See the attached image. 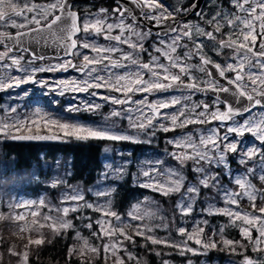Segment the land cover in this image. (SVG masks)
<instances>
[{
	"label": "snow or ice",
	"instance_id": "obj_1",
	"mask_svg": "<svg viewBox=\"0 0 264 264\" xmlns=\"http://www.w3.org/2000/svg\"><path fill=\"white\" fill-rule=\"evenodd\" d=\"M137 2V0H133ZM232 5L236 9L235 13H222L216 12L211 19H207L206 23L211 26L212 30H206L199 25H190L187 22H180L177 25L176 14L186 11L183 8H178L175 11H169L166 6L158 2V0H144L143 7L149 9V11L143 12V18L154 21V26L159 28H165V34L170 35V42L160 39L158 43L163 47H157L156 52L168 61L167 64L159 63V57H152V63H140L137 59L133 58L131 53H121L122 60L130 61L131 65L137 67L135 72H126L123 75L112 73L113 68H126L127 64L121 63L120 60H112L110 56L103 55V53H116L119 51L115 46L101 47L95 43L94 40H80L78 36L81 32L88 35H103L104 39L108 41H116L118 44H129L133 49H139L144 51L143 44L132 43L130 39L125 38V33L128 32L131 35H135L140 40L145 39L151 35L152 29L149 28L148 32H137L133 28V25L125 23V17L129 15V9L120 3H117L115 7L111 9L112 16L115 18V22L109 23V9L100 8L98 13L90 15L83 24L79 22V15L76 11H73L68 0H53V2L47 4L44 7H40L35 3L29 5L25 4L23 8H20L14 0H0V25L8 24L11 22V27L25 28L28 24H35L37 27L28 28L26 32L18 31L15 36L8 34L7 32L0 31V44L5 45V51L0 52V62L10 60V64L0 63V67L17 66L19 70L27 72V69L21 65L22 56H10L16 46L22 47L24 52H30L33 60L44 59L43 56H38L35 51L30 48L23 47L25 37L35 40L37 44L43 42L45 45L55 43L63 50L64 57H73L83 55V61L81 65H72L70 60L65 61L64 64L58 65V67L72 66L78 68L81 72H86L87 79L77 84L76 82L62 81L65 90H72L77 92H87L89 88H101V87H113L117 91L126 90L127 92L134 91H159L168 90L171 88H185L190 93L195 92H216L217 96L213 102L215 105H224L225 110L221 111L219 107L214 111H210L208 104H196L191 108L184 104L180 107L178 112L172 114H161L158 111L162 108H168L181 104V99L187 100L189 97L173 98L171 101H161L157 105H150L151 114L144 115L140 112V119L138 122L133 121L130 123V127L136 130V135H131L126 132L117 131V126L108 124L107 121L110 117H105V123L102 125H87L73 122H61L50 116L46 117V123L55 125L62 136L56 135H34V136H12L13 139H34V140H57V139H75L80 142L87 141H111V142H125L131 141L133 143H140L139 135H155L156 124L154 120L163 115V118L170 120L171 127L160 125V130L163 132L173 131L177 127L184 128L189 124L200 123L206 124L211 121H218L222 126H226V132L221 135L219 128H211L207 134L200 133L199 140H195L192 134H186L183 137L174 138L168 140L170 145H173L177 149L183 151L173 152L171 156L178 161L181 168L187 166L188 162L192 163L191 171L197 176V183L189 184L186 190L183 191L181 200L177 203V208L181 215H189L193 211L192 202L200 195L201 188H217L218 194L221 195V199L227 205L232 207L224 209H209L208 214H220L229 218V224L219 229L222 243L230 251H236V245L244 247L240 241H233L224 238L223 234L227 227H239V231L244 239H246L249 245L252 246L253 251H262L261 245L264 244V207L256 208V201L258 199H264V190H258L255 185L252 184L249 179L250 176H255L256 171L254 168H247L246 174L237 175L233 183L237 186L239 191L226 189L220 184L219 169L221 167L229 168V154H239V163L247 164L249 160H252L257 155L261 161L264 162V152L255 148H249L247 151L240 152L239 144L240 140L230 138V134H235L237 137H243L246 133L251 134L256 140L264 144V113L260 116L252 117L251 113L256 107H264V0H231ZM137 6H141L137 4ZM163 8V11L157 12V9ZM10 9V10H6ZM196 5L192 6V10L195 11ZM26 13H33L28 16ZM198 16H203V13L197 12ZM25 19L24 24H17L13 17H21ZM51 17V18H50ZM171 19V23L165 24L164 21ZM134 23L136 22L133 17ZM227 27L229 32L224 33L222 30ZM115 29L120 30V34L112 35ZM160 35V33H157ZM242 37V39H241ZM187 39L193 45L192 48H188L187 44L182 43ZM205 41L210 42L212 51L217 56L224 54V50L231 49L233 55L229 58L231 62L221 64L211 59L204 51L208 45ZM80 48L89 49L96 56L90 57L87 54H83L79 51ZM188 48L183 56L178 54V49ZM59 55V53H58ZM198 57L200 60L199 65H193L187 63ZM108 60L110 63L105 64L104 61ZM91 65H101L102 67H90ZM211 65L216 69L219 77L226 81V84L220 83L217 80L208 66ZM147 70L150 73L148 80L143 79V73L141 71ZM172 69H178V72H173ZM48 69H32V72L45 71ZM199 71L200 73H206L207 79L201 81L198 77L193 75V71ZM255 70V71H253ZM100 71H108L110 74L107 78L99 75ZM235 73L234 77L229 78L227 73ZM96 74V75H93ZM245 75L249 78L245 81ZM183 77H188L189 83H185ZM113 78L115 83H113ZM11 83L0 82V89L16 86L21 83H27L33 78L28 76L27 79L21 78H9ZM94 81V83H90ZM163 81H168L164 83ZM41 84L42 87H48L43 81H35ZM121 82H125L121 84ZM135 84V88L131 87ZM203 85V86H201ZM251 87V92L248 88ZM220 93H230L234 98L236 104H240V107H235L229 100H221ZM63 95V92L60 93ZM96 96V92L91 93ZM104 99L111 100L113 104L127 103L129 97H125L121 100L116 97H104ZM247 100V104H243V100ZM133 103H139L143 105L145 101H133ZM101 107L99 104H86L85 110L94 112ZM203 107V111H197V109ZM81 109L76 105H69L67 111L79 112ZM15 112L16 109H11ZM251 118H245L243 122H235L228 124L229 121H234L236 116L246 115ZM36 116H40L38 111ZM46 115V114H45ZM121 113L113 111L111 117L120 116ZM25 123H35V121L16 120L13 123L4 122L0 124V133L9 135L13 129L19 130ZM150 143V141H149ZM110 149L105 148L104 151L108 152ZM160 162L158 161L157 164ZM113 175L123 177L125 175L124 167L112 168ZM212 168L217 169L214 173ZM145 180L139 184L143 188H151L154 192H160L163 195H169L172 193H181V190L185 187V176L183 173L175 168H169L161 170L157 167H150L146 170H142L141 173ZM228 175H231L229 172ZM105 178L108 176V172L104 173ZM259 179L264 181V170L259 175ZM55 186V183L53 184ZM97 196H106V192H97ZM248 199L251 201L253 209L252 213L239 211L240 202L242 199ZM71 201L72 206L64 207L63 209L56 208L57 213H63L62 216L53 217L51 215H44L38 210H32L31 216L38 217L42 215L43 221H53L54 224L49 225L59 228L69 229L73 228L72 221L64 219L71 212H78L81 208H87L92 210H99L102 213V219L97 220L96 224L100 225V232H93L94 237H100L101 234L108 236L109 238H115L111 244H104L103 250L105 254L111 253L115 257L113 264H125L123 258L118 255L121 251L125 252L129 259H135L130 252L123 247L120 237L124 240H128L135 243V236H142L144 239L150 241L153 245L164 244L165 246L174 247L179 250L180 255H185L186 252H192L196 254L198 249L189 247L188 241L194 240L195 244L199 245L202 249L216 248L217 243L215 240L205 241L202 239L204 236V228L197 226L194 229V234H190L184 227H178L177 233L186 239H182L180 242L162 240L158 237L148 235L153 231V228L148 225H136L133 226L130 223L124 224V227H132L134 229L133 235H128L120 223H112L108 220V217H112L115 221L123 223L121 216L108 208L106 211L103 208H97V205L85 201V197L78 191H74L71 195H65L62 202ZM84 201L83 204L79 203ZM24 206V205H19ZM28 207L36 209L37 204L35 201L30 202ZM38 207H46L45 201L40 200ZM140 204L133 206V210L128 213L130 220L143 219L144 216H151L153 213L145 212L140 214ZM259 215H255L257 212ZM24 216L20 213L4 215L0 213V221H20ZM237 221H243L247 227L240 226ZM33 224H38L37 220L32 221ZM207 224V221L203 222ZM105 224L108 225L107 229ZM44 224H39L36 231L39 228L44 227ZM86 227L91 229L93 224L89 222ZM166 227V225H165ZM255 228L259 233L258 236L253 238L252 229ZM24 229L21 228V231ZM59 234V233H57ZM213 235H216L214 232ZM77 237L83 239L85 247L69 249V256L78 255L81 258V264H91L89 253L98 254L99 249L92 246L88 239L80 236L77 232ZM45 241L42 238L30 239L29 245H41ZM28 245H25L27 248ZM12 255L20 257L19 264H29L28 252L23 253L15 252L14 248L9 249ZM160 255V253H157ZM167 264V261L164 262ZM243 264H255V262L245 256Z\"/></svg>",
	"mask_w": 264,
	"mask_h": 264
},
{
	"label": "rangeland",
	"instance_id": "obj_2",
	"mask_svg": "<svg viewBox=\"0 0 264 264\" xmlns=\"http://www.w3.org/2000/svg\"><path fill=\"white\" fill-rule=\"evenodd\" d=\"M16 3V0H14ZM18 5V3H16ZM20 5V4H19ZM25 21H21L19 24H24ZM9 30L4 24L0 25V31L6 32ZM13 56V55H10ZM21 56V55H18ZM23 57V56H22ZM6 64H10V60L4 61ZM24 57L21 60V65L24 63ZM2 63V62H0ZM27 69V72L19 70L17 66L0 67V82L5 84L11 83V78H25L33 75L32 69H39L38 67H29L22 65ZM247 75H245V81H248ZM251 92V87L248 88ZM57 93H42L34 91L32 88H17L12 87L0 89V124L4 122L13 123L16 120L35 121V123H25L19 130L13 129L9 135L0 133V141L9 139L11 136L19 134H52L62 136L60 130L52 124L46 123V117L50 116L61 122H73L87 125H102L105 123V117H110L107 121L108 124H115L117 131L126 132L131 135H136V130L130 127L128 123H122L121 118L111 117V114L99 115L100 119H88L86 121H76L70 114L60 113L54 109H45L43 107V101L51 105L55 104L58 99ZM99 94L96 95V97ZM189 97V99H181V104L159 109L161 114H172L178 112L180 107L187 104L190 108L196 104H208L210 111L216 110L220 106L215 105L212 100H203L195 98L192 93H172L157 98L156 102L171 101L173 98ZM97 104V103H94ZM86 104L82 103L81 106ZM100 105V104H99ZM68 106H62L60 109L63 112H67ZM80 108V107H79ZM11 109H16L12 112ZM81 109V108H80ZM40 112V116H36L35 113ZM118 112V110H115ZM197 111H203V107L197 109ZM71 112V111H69ZM261 113H264V108L256 107L251 113L252 117H259ZM46 114V115H45ZM98 114V113H97ZM245 118H251L249 116H237L234 121H229L228 124L235 122H243ZM156 124L155 135H139L140 143H133L131 141L125 142H111L104 141L101 153H100V170L97 174L96 181L87 187H83L79 184H70L66 178L69 175L68 159L63 156H59L53 162H43L39 168L32 167L28 170H14L10 161H4L0 158V213L4 215H10L20 213L24 216L20 221H0V264H19L20 257L12 255L9 251L10 248H14L15 252L23 253L29 252L31 248L39 245H29L30 239L34 240L42 238L44 241L48 237L57 236L67 230H74V239L72 247L81 248L85 247L83 239L77 237V232L80 236L88 239L92 246L99 249L98 254L89 253L91 264L100 258L101 264H113L115 257L111 253L105 254L103 250L104 244H111L115 238H109L106 235L101 234L100 237H94L93 232H100V225L96 224L97 220L102 219V213L99 210H92L87 208H81L78 212H69L64 219L72 221L74 227L69 229L59 228L58 225L50 227L54 224L53 221H43L42 215L38 217H32L31 211L38 210L44 215H51L53 217L62 216L63 213H57L56 208L63 209L73 205V202H62L65 195H71L74 191H78L84 195L85 201L97 205V208H103L105 211L111 208L121 216L123 223L115 221L112 217H108L112 223H120L123 230L128 235H133L134 229L132 227H124V224L130 223L133 226L136 225H148L153 228L152 235L162 240H170L180 242L182 239H186V236L182 237L177 233L178 227H184L188 233L194 234V229L197 226L204 228V236L202 239L205 241L215 240L217 243L216 248L202 249L199 245L195 244L194 240L188 241L189 247L198 249L196 254L192 252H186L185 255H180L178 249L164 244L153 245L150 241L144 239L142 236H135V243L128 240H124L120 237V241L123 247L130 252L135 259H129L127 254L123 251L118 253L125 262V264H148L145 258V253L153 254V264H243L244 257L251 258L255 264H264V250L253 251L248 241L244 239L239 231V227H227L223 236L226 239L233 241H240L244 247L236 245V251L232 252L222 243L219 229L229 224V218L225 215L213 214L209 215V209H224L232 207L227 205L221 199V195L218 194L217 188H201L200 195L192 202L193 211L189 215H181L177 206V203L181 200L183 191L189 184L197 183V176L191 171L192 163L189 161L187 166L181 168L178 161L173 159L171 153L183 151L177 149L173 145L168 143V140L183 137L186 134H192L195 140H199L200 133L207 134L211 128H219L220 134L223 135L226 132V126H222L217 121H211L210 123L200 124L193 123L187 125V127H177L173 131L163 132L160 130V125L171 127L170 120L163 118V115L154 120ZM230 138L240 140L239 151L244 152L249 148L258 149L264 152V144L256 140L251 134H245L243 137H237L235 134H230ZM67 139V138H66ZM69 140V139H68ZM76 141L75 139H71ZM150 141V143H149ZM139 145L143 148L133 150L132 147ZM109 148L108 152L104 149ZM239 154H229V168L221 167L218 171L220 174V184L226 189H232L239 191L237 186L233 183L234 178L237 175L246 174L247 168H254L256 171L255 176H250L252 184L258 190H264V181L259 179V175L264 170V162L261 161L257 155L252 160H249L247 164L239 163ZM160 162L157 164V162ZM112 168L124 167L125 175L121 178L112 174ZM150 167H157L161 170L175 168L183 173L185 176V187L181 190V193H172L169 195H163L160 192H154L151 188L140 187L139 184L145 180L141 173L142 170H146ZM212 172H216L217 169L212 168ZM108 172L107 178L104 173ZM231 175H228V173ZM128 181V187L133 188L134 191L129 195L128 202L123 206L121 211H116L113 204V194L120 183ZM55 183V186L53 184ZM97 192H106V196H97ZM44 200L46 207H38L39 201ZM35 201L37 208L33 209L27 205L30 202ZM79 203L83 204L84 201ZM140 204V214L145 212L153 213L151 216H144V218L137 220H130L128 213L133 210V206ZM24 205V206H19ZM264 207V199H258L256 201V208ZM239 211L252 213L253 209L251 201L244 198L240 202ZM259 215L258 211L254 213ZM37 220L38 224H33V220ZM207 221V224L203 222ZM91 222L93 227L89 229L86 225ZM39 224L45 226L39 228V231L35 229L39 227ZM240 226L247 227L243 221H237ZM166 225V227H165ZM108 225L105 224L107 229ZM21 228L24 230L21 231ZM78 228V229H77ZM80 230H83L80 232ZM216 235H213V233ZM59 233V234H57ZM258 232L255 228L252 229V236L255 238L258 236ZM25 245H28L25 248ZM261 249H264L262 244ZM160 253V255H157ZM77 258L76 261L81 262V258L74 254L72 258ZM75 260V259H74Z\"/></svg>",
	"mask_w": 264,
	"mask_h": 264
},
{
	"label": "flooded vegetation",
	"instance_id": "obj_3",
	"mask_svg": "<svg viewBox=\"0 0 264 264\" xmlns=\"http://www.w3.org/2000/svg\"><path fill=\"white\" fill-rule=\"evenodd\" d=\"M53 2V0H16V3H18V6L20 8H23L25 4H33L40 7H44L47 4ZM69 4L71 5V8L73 11H76L79 15V22L81 25L83 22L88 19L90 15H95L98 13L100 8H107L109 9V23L115 22V18L112 16L111 9L116 6L117 3L122 4L123 6H126L129 9V15L125 17V23L133 25V28L137 32H148L149 28L152 29L151 35L146 37L143 40H140L135 35H131L130 33H125V38L130 39L132 43L137 44H143L144 51H140L139 49H133L129 44H118L116 41H108L104 39L103 35H88L85 36L83 32H81L78 36V39L80 40H94L95 43L101 47H108V46H115L119 49L116 53H103V55L110 56L112 60H120L121 63H125L128 65L126 68H113L111 69L112 73L123 75L126 72H135L137 71V67L134 65H131L130 61L122 60L121 53H131L133 58L137 59L141 64L142 63H152V57H159V63L167 64L168 61L161 55V53H158L155 51L157 47H163L158 43L160 39H164L168 42H170V35L171 34H165L166 29L165 28H159L154 26V21H151L149 19L143 18V12L149 11V9L143 7L144 0H137V2H133V0H68ZM159 3L166 6L169 11H175L178 8H183L186 11L179 12L176 14V22L177 25H179L180 22H187L190 25H199L202 28H205L206 30L211 31L212 28L209 26L206 21L207 19H211L213 15L216 14V12L220 11L222 13H235L236 9L231 3V0H158ZM20 4V5H19ZM137 4L141 6H137ZM196 5L195 11L192 10V6ZM10 10V9H6ZM157 12L163 11V8L157 9ZM200 12L203 13V16H198L196 13ZM26 15L31 16L33 13H26ZM133 17H135L136 22L134 23ZM51 18V17H50ZM14 20H16L17 24H19L21 21H25L24 17H13ZM165 24L171 23V19L168 21H164ZM9 30L6 32L8 34H12L18 31H24L28 30V28H35L37 27L35 24H28L25 28H14L11 27V22L8 24H4ZM230 29L225 27L222 32L227 33ZM157 33H160V35H157ZM120 34L119 29H115L112 32V35H118ZM242 39V37H241ZM182 43L187 44L188 48H192L193 45L190 41L187 39L183 40ZM205 44L208 45L204 49L205 53L213 59L217 63L226 64L230 61V57L233 55V51L231 49L224 50V54L221 56H217L214 51H212L210 42L205 41ZM57 46V55L55 56H47L44 57V59H37L33 60L26 52L21 51L19 53H10V55L18 56L21 55L24 57L25 64L31 68L38 67L39 69L45 68L48 70L45 71H38L31 75L33 78L31 81H29L25 86H21L24 83H21L18 87L13 86L12 88H32L34 91H39L42 93H57L58 99L55 104L51 105L49 103H46L43 101V107L45 109H54L55 112L59 111L60 113L64 114H70L71 117L78 121H86L88 119H100L99 115H104L106 113L111 114L113 111L118 110V112L121 113L119 116L121 118L122 123H128L130 124L133 121L138 122L140 117V112L137 111L140 109L144 115H150L151 109L150 105H157L158 102H156L157 98L160 96H165L172 93H183L189 91H171V92H143V91H134V92H127L126 90H120L117 91L113 87H101V88H89L87 92H77L72 90H65L64 85L61 83L62 81L68 82L69 84L71 82H76L79 84L80 82L87 79L86 72H81L78 68L67 66V67H58V65H62L65 63V61L70 60L72 65H81L84 63L83 61V55L80 56H73V57H64L62 52L63 50ZM188 48H180L178 49V54L183 56V54L188 51ZM5 51V49L0 48V52ZM79 51L83 54H87L90 57L96 56V53H93L89 49H83L80 48ZM59 53V55H58ZM5 63V62H2ZM105 64L110 63V61L105 60ZM189 64L193 65H199L200 60L198 57H193L192 60L187 61ZM90 67H102L101 65H91ZM143 73V79L148 80L150 78V73L147 72V70L141 69ZM173 72H178V69H172ZM255 71V70H253ZM101 76H104L107 78L109 76L108 71H100L98 73ZM196 77H198L201 81L204 79H207L206 73H200L199 71H193L192 73ZM96 75V74H93ZM235 73L229 72L227 73V76L229 78L234 77ZM183 80L185 83H189L191 81L188 80V77H183ZM220 83L223 84V81L221 78L219 79ZM35 81H43L45 82L48 87H42L41 84L36 83ZM164 83H168V81H163ZM226 82V81H225ZM90 83H94V81H90ZM113 83H115V80L113 78ZM125 82H121L123 84ZM135 84H132L131 87L135 88ZM203 86V85H201ZM63 92V95L60 93ZM96 92L99 94V96H93L91 93ZM195 98H200L203 100H212L213 97L210 96H201L198 93H192ZM129 97V100L127 103L124 104H113L111 100L104 99V97H116L121 100H124L125 97ZM215 100V99H214ZM133 101L139 102V101H145L143 105L139 103H133ZM100 104L101 107L94 111L89 112L85 110V106H81V104ZM69 106V105H76L81 108L79 112H63L60 108L62 106ZM222 108V104L219 105ZM158 111L160 112L159 108ZM98 113V114H97ZM158 118V117H157ZM156 118V119H157ZM58 136V135H56ZM61 141H66L68 139H57Z\"/></svg>",
	"mask_w": 264,
	"mask_h": 264
},
{
	"label": "trees",
	"instance_id": "obj_4",
	"mask_svg": "<svg viewBox=\"0 0 264 264\" xmlns=\"http://www.w3.org/2000/svg\"><path fill=\"white\" fill-rule=\"evenodd\" d=\"M106 144L104 141H29L17 140L12 136L0 141V158L10 161L14 170H28L39 168L43 162H53L57 157L68 159L69 175L66 180L70 184H79L84 188L92 185L100 170V153ZM143 148L139 145L133 150ZM113 194V206L121 211L128 202L129 195L134 191L128 187V181L120 183ZM78 229V228H77ZM83 230H80L82 232ZM74 230H67L57 236L48 237L39 246L30 249L29 264H81L74 255L69 256V249L73 244ZM148 264L153 260V254L145 253ZM75 259V260H74ZM97 258L92 264H101Z\"/></svg>",
	"mask_w": 264,
	"mask_h": 264
},
{
	"label": "water",
	"instance_id": "obj_5",
	"mask_svg": "<svg viewBox=\"0 0 264 264\" xmlns=\"http://www.w3.org/2000/svg\"><path fill=\"white\" fill-rule=\"evenodd\" d=\"M26 31L27 30L20 31V32H26ZM16 33L17 32L12 33L10 35L15 36ZM23 47L30 48L32 51H35L38 56H43V57L52 56L53 57V56L57 55V46H56L55 43H51V42L49 44H47V45H45L43 42H41L40 44H37L35 42V40H32V39H29L28 37H25ZM0 48L5 49V45L0 44ZM20 51H23L22 47L16 46V49L12 53H19ZM26 53L32 58L30 52H26ZM208 68H209V70H211L213 72L215 78L217 80H219L220 77H219L218 73L216 72V69L213 68L211 65H209ZM27 83H24L21 86H23V85L25 86ZM223 84H226V82L223 81ZM171 91H189V90H187L185 88H171V89H168V90H159V91H156V92H171ZM196 93L200 94L201 96H210V97H213L214 99H216V96H217V93L216 92H212V91L196 92ZM219 95H220L221 100L227 99L235 107H240L241 106L240 104H236L234 98L231 96L230 93H220ZM242 103L243 104H247L248 102L245 99V100L242 101ZM222 106H223V111H224L225 110L224 105L222 104ZM260 108H264V107H260ZM37 135H49V134H37ZM18 136H34V135H18ZM17 140L43 141V142L54 141V140H34V139H17Z\"/></svg>",
	"mask_w": 264,
	"mask_h": 264
}]
</instances>
